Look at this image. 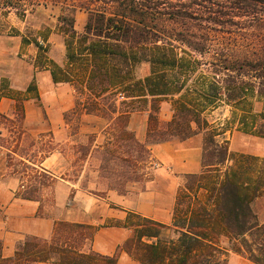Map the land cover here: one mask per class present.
Returning <instances> with one entry per match:
<instances>
[{
  "label": "trees",
  "instance_id": "1",
  "mask_svg": "<svg viewBox=\"0 0 264 264\" xmlns=\"http://www.w3.org/2000/svg\"><path fill=\"white\" fill-rule=\"evenodd\" d=\"M1 1V10H15L21 19L45 2L58 4ZM62 8L68 14L59 17L58 29L67 63L62 67L46 58V69L55 84L71 85L81 96L70 114L79 123L83 114L107 121L121 144L107 138L85 153L100 161V184L107 181V191L127 195L146 176L153 146L196 136L203 138V170L185 176L171 226L136 213H129L123 224L98 227L59 221L50 239L27 237L13 258L3 257L0 240V264H119L122 252L140 264H227L231 254L264 264V159L231 155L227 138L234 130L264 138V0H70ZM77 11L88 15L82 33L76 29ZM13 33L46 53L50 33ZM143 64L149 65V74L136 78ZM4 97L16 103L21 125L25 102L41 100L35 78L24 93L14 92L2 79L0 100ZM168 99L173 116L161 121L160 103ZM220 108L229 116L215 126L208 116ZM141 113L149 118L145 143L130 129L131 117ZM15 120L0 113V125L14 144L7 167L10 174L27 178L21 198L40 201L39 192L47 195L58 178L25 161L32 163L35 156L16 147L21 135ZM56 152L61 153L48 146L40 151L42 157ZM105 227L132 232L113 256L87 250Z\"/></svg>",
  "mask_w": 264,
  "mask_h": 264
},
{
  "label": "rangeland",
  "instance_id": "2",
  "mask_svg": "<svg viewBox=\"0 0 264 264\" xmlns=\"http://www.w3.org/2000/svg\"><path fill=\"white\" fill-rule=\"evenodd\" d=\"M62 3L70 4V0H58L57 5H54L55 2H45L36 8L35 11L30 9L28 17L21 19L17 16V11L15 10H10L8 13L1 10L4 1L0 0V81L4 78L8 79L14 92L24 93L33 78L37 80V73L46 69L49 64L46 58L50 59V56L59 58L66 54V50L64 49L66 48L65 39L58 29L59 17L68 14L62 8ZM87 16L85 12L77 11L76 13V20L78 18L76 29L79 33L83 31ZM166 26L170 29L176 28L172 23H166ZM14 30L20 31L23 36L50 33L49 43H44V48L48 47L46 53L41 52L40 54L33 44H23L22 37L15 36ZM41 43H43L42 40ZM66 63L67 60L60 66L64 67ZM149 71L150 67L148 64L141 65L136 69V78H144L149 74ZM65 90V92L57 95H46L47 99L44 101L28 100L31 101L34 110H40L43 119L40 124H27L24 119L21 125L20 115L18 111H14V113H17V116L13 113L11 118L16 119V133L21 135L20 143L16 147L19 151L25 154L28 153L33 157H39L40 151L47 146L48 148H57L63 156L62 164L58 168L59 175H66V179L74 183L77 190L81 193L88 194L93 198L105 196L110 191H107V181H105L106 183L104 182L105 185L100 184V173L98 172L100 161L97 155L90 156L89 153L87 155L85 153L90 150L92 145H104L107 138L117 146L121 144L117 142L115 137H112L107 121L92 115L83 114L79 123L76 120L77 118L75 116L74 118L70 112L77 106L81 96L71 85ZM48 97H51V100ZM65 107L68 108L62 110ZM172 116L173 109L171 102L169 99L164 100L160 103L158 117L161 121H170ZM228 116L229 112L224 108H220L211 113L208 119L212 124L217 126L222 124ZM31 118H35L34 113L31 114ZM51 118L53 120L61 118L63 123L58 128H55L50 123ZM148 120V113L135 114L132 120L133 127L137 129L135 135L141 143L147 141ZM6 134V138L1 139L0 144L11 148L14 144L12 139H10L11 135L8 130H6ZM227 138L229 140V152L231 155L248 154L264 159V157L255 155L256 153L264 152V138L246 135L237 130L229 133ZM51 141L53 142L52 144ZM172 142L178 143L179 141L173 140ZM2 161L4 164H7L8 158L5 156ZM12 165L16 166L20 172L25 169L24 165L19 164L17 160H12ZM158 168L159 164L152 158L151 153L150 162L145 170L146 176L138 184L132 187L129 186V193L143 191L147 183L154 179L155 170ZM19 177L25 185L28 184L27 178H22L21 175ZM184 185L185 176L182 178V187ZM62 186H65V189H61ZM59 193H62V195L69 194L65 203L67 208L78 209L77 203L73 200V195L69 192L67 185L57 181L54 189L48 190L47 195L45 190L38 194L44 200L42 202V210L45 214L60 215V211H55L54 209V198Z\"/></svg>",
  "mask_w": 264,
  "mask_h": 264
},
{
  "label": "crops",
  "instance_id": "3",
  "mask_svg": "<svg viewBox=\"0 0 264 264\" xmlns=\"http://www.w3.org/2000/svg\"><path fill=\"white\" fill-rule=\"evenodd\" d=\"M64 49L66 50V48ZM50 60L61 65L64 61L66 62V54L59 58L50 56ZM36 77L38 91L43 101L47 99L46 95H57L65 92V89L69 87L67 84H55L51 72L47 69L39 71ZM48 98L51 100V97ZM24 107L25 123H42L43 119L40 110H34L31 101H26ZM67 108H62V110ZM14 111L15 102L11 98L4 97L0 100L1 114L13 116ZM33 113L35 118H31ZM134 117L135 114L131 117L130 129L137 132V129L133 127L132 120ZM50 123L53 127L58 128L63 121L61 118L57 120L51 118ZM1 132L0 140L7 136L6 130L3 129L2 125H0ZM9 152V147H3L0 144V240L4 246V258H13L17 245L27 237L50 239L55 224L59 221L98 227L107 223L123 224L127 220L129 213H136L171 226L177 195L182 187V178L187 175L200 174L203 170V138L201 136L193 137L184 142L162 143L152 147V158L159 164V168L155 170L154 179L147 183L143 191L127 195H120L115 191H110L105 196L93 198L77 190L75 184L71 181L60 178L62 175H59L58 168L62 164L63 156L61 153L56 152L46 157H42V154L39 153V157L35 156L32 163L30 160L25 161L37 169H45L57 177L60 183L67 185L69 192L73 195V200L77 203L78 209L67 208L65 203L69 194L62 195V193H59L54 198V209L55 211H60L58 216L54 214L48 215L43 212L42 202L44 200L42 198L40 201L21 198L19 195L23 185L21 178L19 175L10 174L7 164L2 161L3 157L8 156ZM255 155L264 157V152L256 153ZM64 187L62 186L61 189H65ZM131 234V230L121 227L100 228L87 250L91 248L102 255L113 256L116 254L117 248L122 246L130 238ZM119 264L140 263L134 261L125 252H122L119 256ZM227 264L253 263L241 256L231 254Z\"/></svg>",
  "mask_w": 264,
  "mask_h": 264
}]
</instances>
